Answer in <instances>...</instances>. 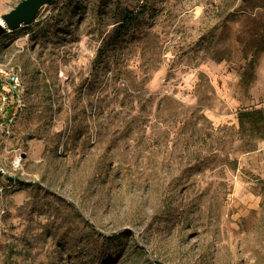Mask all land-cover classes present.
<instances>
[{"label":"rangeland","instance_id":"obj_1","mask_svg":"<svg viewBox=\"0 0 264 264\" xmlns=\"http://www.w3.org/2000/svg\"><path fill=\"white\" fill-rule=\"evenodd\" d=\"M3 72L0 264H264V0H53Z\"/></svg>","mask_w":264,"mask_h":264},{"label":"water","instance_id":"obj_2","mask_svg":"<svg viewBox=\"0 0 264 264\" xmlns=\"http://www.w3.org/2000/svg\"><path fill=\"white\" fill-rule=\"evenodd\" d=\"M53 0H22L9 13L3 15L0 21V31L14 32L23 26H28L38 15L41 8L48 5ZM5 178L9 182H14L16 179L5 177V173L0 171V179Z\"/></svg>","mask_w":264,"mask_h":264},{"label":"built area","instance_id":"obj_3","mask_svg":"<svg viewBox=\"0 0 264 264\" xmlns=\"http://www.w3.org/2000/svg\"><path fill=\"white\" fill-rule=\"evenodd\" d=\"M4 78L0 77V85L4 82V89L0 94V101L4 106H7L6 112H10L9 123H13L16 118L18 111L22 107V99L20 98L19 92H21L19 77L10 73L3 72ZM8 91V93H5Z\"/></svg>","mask_w":264,"mask_h":264},{"label":"trees","instance_id":"obj_4","mask_svg":"<svg viewBox=\"0 0 264 264\" xmlns=\"http://www.w3.org/2000/svg\"><path fill=\"white\" fill-rule=\"evenodd\" d=\"M262 1V0H259ZM124 20H123V28H126V26H128V24L137 21L138 20V16H136L134 13L129 12V11H125L124 13ZM18 30V29H17ZM16 31V30H15ZM246 116H250L251 117V123H252V129H256L259 124H264V110H256L254 112H242L241 113V117H246Z\"/></svg>","mask_w":264,"mask_h":264}]
</instances>
